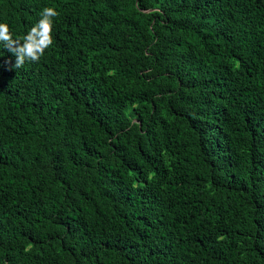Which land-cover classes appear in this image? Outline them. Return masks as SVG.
<instances>
[{
	"label": "trees",
	"instance_id": "16d2710c",
	"mask_svg": "<svg viewBox=\"0 0 264 264\" xmlns=\"http://www.w3.org/2000/svg\"><path fill=\"white\" fill-rule=\"evenodd\" d=\"M0 264H264V0H0Z\"/></svg>",
	"mask_w": 264,
	"mask_h": 264
},
{
	"label": "clouds",
	"instance_id": "9594fccd",
	"mask_svg": "<svg viewBox=\"0 0 264 264\" xmlns=\"http://www.w3.org/2000/svg\"><path fill=\"white\" fill-rule=\"evenodd\" d=\"M58 15L54 7H44L37 22L22 37H14L8 24L0 22V46L15 56V63L10 62L11 68H21L25 62H39L53 43L54 18Z\"/></svg>",
	"mask_w": 264,
	"mask_h": 264
}]
</instances>
